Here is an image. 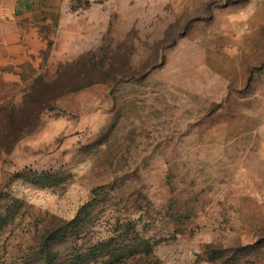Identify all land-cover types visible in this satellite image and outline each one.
Listing matches in <instances>:
<instances>
[{
    "label": "rangeland",
    "instance_id": "374dc122",
    "mask_svg": "<svg viewBox=\"0 0 264 264\" xmlns=\"http://www.w3.org/2000/svg\"><path fill=\"white\" fill-rule=\"evenodd\" d=\"M36 4L0 88V264H264V0ZM88 53L109 79L61 93Z\"/></svg>",
    "mask_w": 264,
    "mask_h": 264
},
{
    "label": "crops",
    "instance_id": "0c3cea01",
    "mask_svg": "<svg viewBox=\"0 0 264 264\" xmlns=\"http://www.w3.org/2000/svg\"><path fill=\"white\" fill-rule=\"evenodd\" d=\"M36 0H0V88L20 80L18 61L24 57L26 36L22 20L38 10Z\"/></svg>",
    "mask_w": 264,
    "mask_h": 264
},
{
    "label": "trees",
    "instance_id": "16d2710c",
    "mask_svg": "<svg viewBox=\"0 0 264 264\" xmlns=\"http://www.w3.org/2000/svg\"><path fill=\"white\" fill-rule=\"evenodd\" d=\"M71 67H78L77 70V76L73 79H69L68 83H65L61 85V93L62 92H73L78 91L88 85H91L93 83L97 82H105L109 79V77L112 74L111 68L105 69L104 64L98 67L96 69L97 65L93 61V55L91 53L84 54L78 61L72 62V64H69ZM88 66L91 67V70L89 71ZM101 67V68H100ZM134 74V73H133ZM141 74V72L139 73ZM63 72L60 71L57 79H63ZM108 241L102 242L100 244H97L94 246L92 253L102 251L104 247L107 245ZM39 255L41 259L43 260L44 264H56V258L57 255L55 254L54 248H52L49 244H44L42 246V249L39 251ZM103 264H111L110 259H107L102 262ZM101 263V264H102ZM71 264H76V261L71 262Z\"/></svg>",
    "mask_w": 264,
    "mask_h": 264
}]
</instances>
